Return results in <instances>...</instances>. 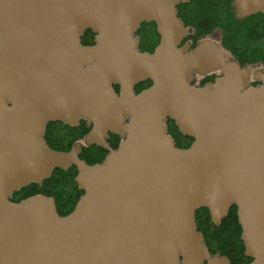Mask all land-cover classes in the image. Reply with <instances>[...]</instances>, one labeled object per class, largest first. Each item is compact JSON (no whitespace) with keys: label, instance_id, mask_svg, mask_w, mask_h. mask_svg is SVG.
<instances>
[{"label":"water","instance_id":"obj_1","mask_svg":"<svg viewBox=\"0 0 264 264\" xmlns=\"http://www.w3.org/2000/svg\"><path fill=\"white\" fill-rule=\"evenodd\" d=\"M190 1L0 0V264H229L209 252L196 212L219 224L233 206L249 264H264V68L227 60L210 38L182 45L177 7ZM234 8L264 14V0ZM142 23L160 35L152 53L139 51ZM81 120L84 143L109 152L102 163L82 160V143L63 152L44 139L49 123ZM72 167L83 195L68 215L43 194L11 200Z\"/></svg>","mask_w":264,"mask_h":264},{"label":"trees","instance_id":"obj_2","mask_svg":"<svg viewBox=\"0 0 264 264\" xmlns=\"http://www.w3.org/2000/svg\"><path fill=\"white\" fill-rule=\"evenodd\" d=\"M233 1L191 0L189 3L178 5V15L187 27L193 29L191 37L194 44L220 29L222 47L242 67L257 63L264 66V14L240 17ZM153 25L154 23H142L137 33L141 36L140 52H150L157 44V38L151 35ZM94 38V33L87 30L81 42L83 45H91L94 43ZM214 77V75L210 76L212 78L210 82ZM151 85V81L142 82L136 86L135 91L140 93ZM116 90L119 92V86H116ZM167 124L168 133L176 139V146L182 149L189 148L193 139L182 135L172 120H168ZM90 129L91 125L84 120H81L76 127H69L61 122H51L47 125L44 139L53 150L63 152H68L77 143H82L80 158L89 165L102 163L109 152L99 146H88L84 143ZM119 140L118 135L110 134L108 142L115 149ZM77 173L75 167L66 171L55 169L51 177L43 181L42 185L30 184L14 193L11 200L19 202L37 194L50 196L55 199L60 216H66L74 210L83 195V191L78 189L75 182ZM196 223L212 256L227 257L231 264H249L252 261L244 255L245 246L241 238L242 228L238 221L236 206L229 210L219 224L212 221L208 209L202 208L196 212Z\"/></svg>","mask_w":264,"mask_h":264},{"label":"flooded vegetation","instance_id":"obj_3","mask_svg":"<svg viewBox=\"0 0 264 264\" xmlns=\"http://www.w3.org/2000/svg\"><path fill=\"white\" fill-rule=\"evenodd\" d=\"M233 4H234V1H233ZM179 16V15H178ZM180 18V17H179ZM181 19V18H180ZM154 27H152V30H151V35L156 39L157 38V44L155 45V47L150 51V53H152L154 50H155V48L159 45V43H160V35L158 34V31H157V26H156V24L154 23V25H153ZM186 26V25H185ZM187 27V26H186ZM187 28H189V33L187 34V36L184 38V40H183V42H182V45H185V44H188L189 45V47L191 48V49H193L201 40H199L196 44H194V41H193V39H192V37H191V33L193 32V29L192 28H190V27H187ZM140 31V29L137 31V33ZM154 31H155V33H154ZM216 31V30H215ZM137 33H136V35H137ZM220 33H221V36H222V31L220 30ZM214 34V33H213ZM213 34H211L210 36H207V37H205V38H210V39H212L214 42H216L223 50H224V52L226 53V58H227V60H230V61H235V62H238L237 60H235L234 59V57L232 56V55H230V53L228 52V51H226L223 47H222V44H221V38H220V42L218 41V40H214L213 38H211V36L213 35ZM138 37H139V39H140V44H141V36L140 35H137ZM205 38H203V39H205ZM140 46V45H139ZM239 63V62H238ZM240 64V63H239ZM241 65V64H240ZM242 67V66H241ZM246 67H249L250 69H251V71H252V73H254V72H258V71H261V70H263V68H264V66L263 65H261V63L260 64H250L249 66H246ZM212 75H214L215 77L213 78V81L212 82H214L215 81V79L218 77V76H220L221 75V72H217V73H214V74H209V75H206V76H199V75H197V74H195L194 75V81H193V84H195V85H197V86H204V85H206V84H209V83H212V82H210V80L212 79V78H210V76H212ZM253 84L254 85H258V84H260V82L258 81V82H253ZM168 122V121H167ZM167 126H168V124H167ZM110 136V135H109ZM189 138V137H188ZM119 142H118V144H116V148L114 149L113 147H111V148H113L114 150H116L117 148H118V146H119V143H120V141H121V138L119 137ZM174 139V138H173ZM191 139V138H190ZM108 140H109V138H108ZM107 140V141H108ZM174 140H176V139H174ZM176 142V141H175ZM188 142V141H187ZM193 142V141H192ZM192 142H190V144H192ZM109 143V142H108ZM110 145V144H109ZM244 255L246 256V254H245V252H244ZM247 257V256H246ZM227 258V257H226ZM228 260H229V264H231V261H230V259L229 258H227Z\"/></svg>","mask_w":264,"mask_h":264},{"label":"rangeland","instance_id":"obj_4","mask_svg":"<svg viewBox=\"0 0 264 264\" xmlns=\"http://www.w3.org/2000/svg\"><path fill=\"white\" fill-rule=\"evenodd\" d=\"M211 38H213L214 40H218L220 42V38H221L220 29H217L214 32V34L211 36Z\"/></svg>","mask_w":264,"mask_h":264}]
</instances>
